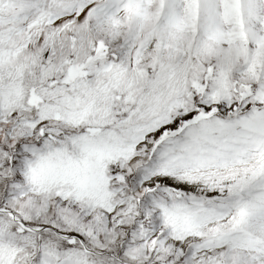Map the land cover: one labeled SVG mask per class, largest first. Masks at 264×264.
<instances>
[{
    "label": "snow or ice",
    "instance_id": "snow-or-ice-1",
    "mask_svg": "<svg viewBox=\"0 0 264 264\" xmlns=\"http://www.w3.org/2000/svg\"><path fill=\"white\" fill-rule=\"evenodd\" d=\"M0 264H264V0H0Z\"/></svg>",
    "mask_w": 264,
    "mask_h": 264
}]
</instances>
